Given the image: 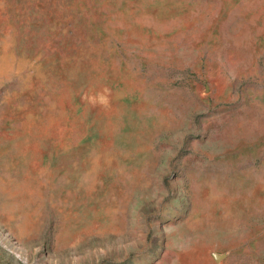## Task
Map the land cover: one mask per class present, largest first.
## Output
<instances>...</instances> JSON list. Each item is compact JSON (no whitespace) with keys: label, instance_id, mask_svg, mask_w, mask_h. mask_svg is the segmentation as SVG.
<instances>
[{"label":"rangeland","instance_id":"obj_1","mask_svg":"<svg viewBox=\"0 0 264 264\" xmlns=\"http://www.w3.org/2000/svg\"><path fill=\"white\" fill-rule=\"evenodd\" d=\"M0 264H264V0H0Z\"/></svg>","mask_w":264,"mask_h":264}]
</instances>
